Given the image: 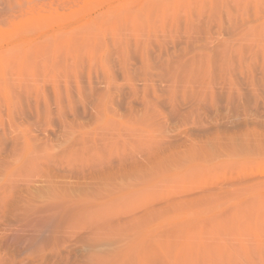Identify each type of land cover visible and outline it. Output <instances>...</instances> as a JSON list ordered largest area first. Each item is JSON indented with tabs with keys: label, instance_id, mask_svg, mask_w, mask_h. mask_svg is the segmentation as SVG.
I'll return each instance as SVG.
<instances>
[{
	"label": "rangeland",
	"instance_id": "obj_1",
	"mask_svg": "<svg viewBox=\"0 0 264 264\" xmlns=\"http://www.w3.org/2000/svg\"><path fill=\"white\" fill-rule=\"evenodd\" d=\"M0 264H264V0H0Z\"/></svg>",
	"mask_w": 264,
	"mask_h": 264
}]
</instances>
